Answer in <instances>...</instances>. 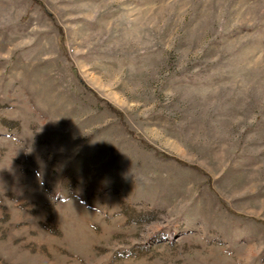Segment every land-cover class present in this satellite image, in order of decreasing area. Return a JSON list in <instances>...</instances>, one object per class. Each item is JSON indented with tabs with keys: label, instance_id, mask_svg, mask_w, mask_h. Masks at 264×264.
Instances as JSON below:
<instances>
[{
	"label": "rangeland",
	"instance_id": "1",
	"mask_svg": "<svg viewBox=\"0 0 264 264\" xmlns=\"http://www.w3.org/2000/svg\"><path fill=\"white\" fill-rule=\"evenodd\" d=\"M0 264H264V0H0Z\"/></svg>",
	"mask_w": 264,
	"mask_h": 264
},
{
	"label": "trees",
	"instance_id": "2",
	"mask_svg": "<svg viewBox=\"0 0 264 264\" xmlns=\"http://www.w3.org/2000/svg\"><path fill=\"white\" fill-rule=\"evenodd\" d=\"M179 161V160H178Z\"/></svg>",
	"mask_w": 264,
	"mask_h": 264
}]
</instances>
